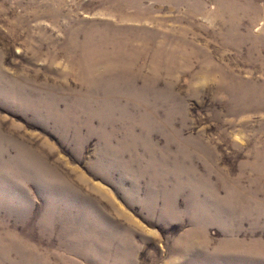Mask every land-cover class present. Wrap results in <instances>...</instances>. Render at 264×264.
I'll use <instances>...</instances> for the list:
<instances>
[{
    "label": "rangeland",
    "instance_id": "obj_1",
    "mask_svg": "<svg viewBox=\"0 0 264 264\" xmlns=\"http://www.w3.org/2000/svg\"><path fill=\"white\" fill-rule=\"evenodd\" d=\"M0 264H264V0H0Z\"/></svg>",
    "mask_w": 264,
    "mask_h": 264
}]
</instances>
